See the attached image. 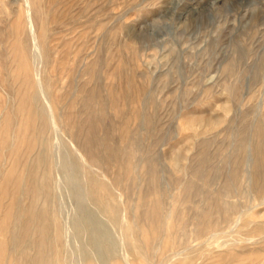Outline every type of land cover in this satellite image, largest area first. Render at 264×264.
<instances>
[{"label": "rangeland", "instance_id": "rangeland-1", "mask_svg": "<svg viewBox=\"0 0 264 264\" xmlns=\"http://www.w3.org/2000/svg\"><path fill=\"white\" fill-rule=\"evenodd\" d=\"M24 47L67 232L41 264H264V0H0V264L38 238L5 235L46 147Z\"/></svg>", "mask_w": 264, "mask_h": 264}, {"label": "bare ground", "instance_id": "bare-ground-1", "mask_svg": "<svg viewBox=\"0 0 264 264\" xmlns=\"http://www.w3.org/2000/svg\"><path fill=\"white\" fill-rule=\"evenodd\" d=\"M28 23H29V27L30 30L32 28V22L31 20H29L28 18ZM22 26V25H21ZM22 29V28H21ZM29 32V31H28ZM32 32V31H30ZM21 39V38H20ZM17 40V39H16ZM23 41V40H22ZM21 42V41H19ZM28 42V40H27ZM19 45V44H18ZM21 46V45H19ZM27 48V47H26ZM23 50V49H22ZM24 51H26V54L23 56V58H25V62L27 63V72H28V83L30 86V93L28 95V101H27V106L30 107V112L33 113V115L38 117L39 123L37 125L35 124H29V122L27 121L26 127L22 126L23 129L22 131H24L26 128L33 130L34 133V138L35 140L39 141L38 144L41 142L42 144H45L46 147L43 148V150H39L38 152H36L35 157H33L34 161H31L30 163H28V166L24 167V170L22 171V178H20V183L19 185L16 186V194L19 193V197H18V203H23L25 201V194L28 193V195L30 196V201H29V206L25 207L23 209V217L27 220H24L22 225L19 226L17 223L15 224V222L12 223V226L10 227V229H6V233L5 235L7 237H9V245L12 246L14 245L17 241V239L22 238V240L25 237H29L32 238V235H36L38 238L35 239L36 241L32 242H28L27 245L23 248V252L24 255H18V253H16V249L15 247H12L10 249V258L11 257H15L17 258L19 256V258L21 257H26V261H31L33 262V264H41V261H43L41 258V256H45L46 258L48 257L49 259H51L52 257H54V252L52 251V249L58 248V246L61 245H65L66 243V239H67V235L65 233V228L63 226L60 225V227H55L52 226L51 224V215H53V211H52V203H51V194L53 192V187H52V183H53V177L50 174L51 168L52 171L54 172V166L56 165L54 162V155L52 154L53 151V146L52 144L48 143V141L45 140V137L47 135V133L50 132V128H51V124H50V118L47 115V112L45 111V108L40 106L38 103L39 101V96H38V92H39V85L37 84V81L35 80V69L33 67V64H31V60H30V56H29V51L28 49L25 50L24 47ZM23 52V51H22ZM19 53V52H18ZM20 57V56H19ZM22 57V55H21ZM20 57V58H21ZM19 59V58H18ZM22 59V58H21ZM21 62V61H20ZM24 62V61H23ZM22 64V63H20ZM23 67L20 65V68ZM24 69V68H23ZM24 73V72H23ZM23 75V74H22ZM21 75V76H22ZM25 75V74H24ZM26 76V77H27ZM19 79V78H18ZM22 81V80H21ZM41 92V91H40ZM23 94V93H22ZM25 96V94H24ZM25 99V97H24ZM26 102V101H25ZM26 106V107H27ZM31 106H34V109H32ZM25 108V106H24ZM11 113V112H10ZM17 113V111H16ZM11 115V114H10ZM13 116V115H12ZM29 121L31 120V114L29 113ZM9 117V116H8ZM24 122V121H23ZM22 122V123H23ZM262 125V124H261ZM10 129V128H9ZM18 131V130H17ZM21 132V131H20ZM17 133V132H16ZM19 133V131H18ZM24 134V133H23ZM21 135V134H20ZM18 135V136H20ZM27 135V134H26ZM12 136V133H11ZM10 136V137H11ZM25 136V135H24ZM23 137V136H22ZM18 139V137L16 138ZM26 139V137H25ZM33 139V138H31ZM13 140V138H12ZM34 140V141H35ZM14 141V140H13ZM20 141V140H19ZM18 141V142H19ZM88 141V140H87ZM17 142V144H18ZM16 143V142H15ZM20 143V142H19ZM23 143V142H22ZM30 143H33L32 141ZM89 143V142H88ZM6 144V142L4 143ZM12 146H15L13 144H11ZM32 145V144H31ZM9 146V144H8ZM18 146V145H17ZM16 146V147H17ZM30 146V145H29ZM33 146V145H32ZM35 146V145H34ZM37 147V146H36ZM35 147V148H36ZM39 147V146H38ZM10 148V147H9ZM15 148V147H13ZM8 149V148H6ZM38 150V148H36ZM41 149V148H40ZM9 150V149H8ZM7 150V151H8ZM11 150V149H10ZM15 150V149H14ZM13 151V150H11ZM29 151V150H28ZM13 153V152H12ZM16 153L19 154V152L16 151ZM25 153V152H24ZM28 153V152H27ZM32 153V152H31ZM29 153V155L31 154ZM35 153V152H34ZM8 154V152H7ZM15 154V153H13ZM87 154V153H86ZM92 154V153H91ZM16 155V154H15ZM24 155V154H23ZM94 155V154H92ZM9 156H11V154L9 153ZM11 157H15V156H11ZM24 157V156H23ZM26 157V156H25ZM90 157V155H89ZM88 157V158H89ZM56 158V157H55ZM14 159V158H12ZM11 160V159H10ZM9 160V161H10ZM19 160V159H18ZM17 160V161H18ZM56 160V159H55ZM90 160V159H89ZM88 160V161H89ZM26 163V162H24ZM96 163V162H95ZM12 164V163H11ZM10 164V165H11ZM15 164V163H14ZM18 166V165H17ZM8 167V166H7ZM57 167V166H56ZM3 168V167H2ZM13 168V167H12ZM10 168H8L9 170ZM14 169V168H13ZM16 169V168H15ZM10 171V170H9ZM13 172V170H11ZM15 173V172H13ZM12 173V174H13ZM10 174V173H9ZM14 175V174H13ZM12 175V176H13ZM21 176V175H20ZM8 177V176H6ZM11 177V176H10ZM14 177V176H13ZM17 177V176H16ZM11 179V178H10ZM18 179V178H17ZM11 181V180H10ZM18 181V180H17ZM2 182V181H1ZM8 183V181H7ZM16 183V181H15ZM17 184V183H16ZM27 184H29L27 186ZM8 186V185H7ZM14 186V184L12 185ZM30 186V187H29ZM1 189V188H0ZM14 188H12L11 190H13ZM7 190V189H5ZM95 191V190H94ZM8 192V191H6ZM11 192V191H10ZM12 193V192H11ZM15 194V191H14ZM53 195V194H52ZM97 198V197H96ZM17 200V198H16ZM99 203V200H95ZM104 201V200H103ZM102 202V201H101ZM104 202H103V206H104ZM100 205V203H99ZM111 207V205H110ZM229 208V209H228ZM228 211L230 209H232V205H229L228 207ZM108 210V209H107ZM112 211V210H111ZM115 212V210L113 211ZM26 216H25V214ZM112 213V212H111ZM114 214V213H112ZM110 215V214H109ZM85 216V215H83ZM261 216V215H260ZM22 217V218H23ZM27 217V218H26ZM111 217V216H110ZM12 219V218H11ZM89 218L87 217L86 220H88ZM92 219V218H91ZM92 219V223H93ZM17 221V220H16ZM81 224H83V220H80ZM89 221V220H88ZM88 224L85 221V225ZM90 224V223H89ZM92 225V224H90ZM95 226V224H93ZM246 225V227H245ZM1 226V224H0ZM83 226V225H82ZM91 226V227H94ZM90 227V226H88ZM87 227V228H88ZM244 227L246 228V230H252V224L249 225V223H245ZM85 229H87L86 227H84ZM95 228V227H94ZM93 228V229H94ZM99 228V227H98ZM101 228V227H100ZM89 230V228L87 229V231ZM86 231V230H85ZM91 232V230H89ZM88 231V233H89ZM100 231V230H99ZM103 231V230H102ZM95 232V231H94ZM51 233L55 236V238L51 237ZM104 233V232H102ZM99 234V233H98ZM94 235V234H93ZM92 235V236H93ZM101 235V234H100ZM99 235V236H100ZM91 236V237H92ZM98 236V235H97ZM33 240V239H32ZM93 240V239H91ZM94 241V240H93ZM98 241V240H96ZM95 241V244H96ZM101 242V240L99 241ZM97 242V243H99ZM22 243V242H21ZM102 244V243H101ZM100 245V244H97ZM103 245V244H102ZM129 245V244H128ZM95 246V245H94ZM165 247V246H164ZM163 247V248H164ZM63 249V248H61ZM66 249V248H64ZM52 251V253H51ZM65 251V250H64ZM94 252V250H93ZM67 253V252H66ZM60 253H57V256H59ZM95 255V254H94ZM66 257V256H65ZM93 258V257H92ZM104 258V257H103ZM24 259V258H23ZM109 259V258H108ZM15 260V259H14ZM24 260V261H25ZM96 260V259H95ZM25 261V262H26ZM90 261V260H89ZM97 261V260H96ZM99 261V260H98ZM91 263L93 264H97V262L92 261ZM102 263V262H99ZM105 264V263H104Z\"/></svg>", "mask_w": 264, "mask_h": 264}]
</instances>
